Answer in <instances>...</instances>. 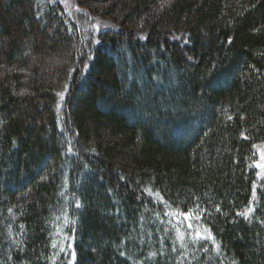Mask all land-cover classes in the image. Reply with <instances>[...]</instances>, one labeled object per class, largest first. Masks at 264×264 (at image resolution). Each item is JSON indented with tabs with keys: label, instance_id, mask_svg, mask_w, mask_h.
I'll use <instances>...</instances> for the list:
<instances>
[{
	"label": "trees",
	"instance_id": "obj_1",
	"mask_svg": "<svg viewBox=\"0 0 264 264\" xmlns=\"http://www.w3.org/2000/svg\"><path fill=\"white\" fill-rule=\"evenodd\" d=\"M73 3L0 0V264H264V0Z\"/></svg>",
	"mask_w": 264,
	"mask_h": 264
},
{
	"label": "rangeland",
	"instance_id": "obj_2",
	"mask_svg": "<svg viewBox=\"0 0 264 264\" xmlns=\"http://www.w3.org/2000/svg\"><path fill=\"white\" fill-rule=\"evenodd\" d=\"M60 1L65 5V7L68 10V12L74 18V21L75 22L78 21V24L79 25L82 22L83 27H87L90 32H95V31H97L101 27L102 28H106L107 26H111L112 25L111 22L108 21V19H98V18L95 19V22H94V19H93V22L90 25L88 23V21L84 18V14H86V13L85 12H81L82 10L79 9L73 3V0H60ZM88 18L91 21L92 17L90 16ZM83 19H84V23H83ZM87 28H84V29H87ZM257 164L264 165V144H262V145H260V146L257 147L256 160H255L256 167H257ZM257 169H258V173H259L258 176L261 177L264 174V167H257Z\"/></svg>",
	"mask_w": 264,
	"mask_h": 264
},
{
	"label": "snow or ice",
	"instance_id": "obj_3",
	"mask_svg": "<svg viewBox=\"0 0 264 264\" xmlns=\"http://www.w3.org/2000/svg\"><path fill=\"white\" fill-rule=\"evenodd\" d=\"M69 150H70V149H69ZM257 167H264V165H262V164H257ZM251 211H252V209L249 208V209H248V212H251ZM247 214H248V213H242V215H247ZM184 216H185V219H190L191 216H192V212H191V210H190L188 213H185ZM189 227H192V225L189 224ZM196 235H197L198 237H200L201 239L205 238L204 236H202V234H201L199 231L196 232ZM207 238H211V234H210V233H209V235H208Z\"/></svg>",
	"mask_w": 264,
	"mask_h": 264
}]
</instances>
